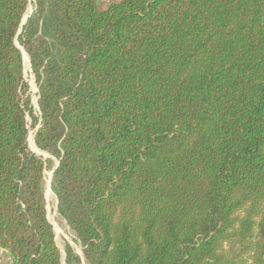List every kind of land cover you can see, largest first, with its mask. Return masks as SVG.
<instances>
[{
	"label": "trees",
	"instance_id": "1",
	"mask_svg": "<svg viewBox=\"0 0 264 264\" xmlns=\"http://www.w3.org/2000/svg\"><path fill=\"white\" fill-rule=\"evenodd\" d=\"M30 2L0 0V264H63L31 130L89 264H264V0Z\"/></svg>",
	"mask_w": 264,
	"mask_h": 264
},
{
	"label": "rangeland",
	"instance_id": "2",
	"mask_svg": "<svg viewBox=\"0 0 264 264\" xmlns=\"http://www.w3.org/2000/svg\"><path fill=\"white\" fill-rule=\"evenodd\" d=\"M33 1L34 0H31L30 4L28 6L27 12L33 10V7H34ZM111 2H112V0H97V3H98L100 8L108 7ZM18 45L20 46L19 43H18ZM21 49L23 52L24 49L22 47H21ZM23 62H24V77L29 84V91L31 94V99H32L33 105H34L35 109L38 110V106H37L38 87L36 85L32 69L30 67L27 68L25 66L24 53H23ZM28 119L30 121V118H28ZM32 141L34 144H32ZM29 146H30L31 150H35L38 153L43 154L42 156L44 157L45 160H47V163H48L47 169L45 170V178H44L46 207H47L48 218L54 226L57 245L59 246V248L62 252L63 264H66V246H67V244H70L72 246L74 252L81 257L82 264H89L84 257L82 246L76 241V237H75L73 230L69 227V225L67 224L65 219L59 214L58 209H57V197H56V193L52 187V178H53L52 172H53L54 168L56 167L58 160L54 156L49 154L48 152L42 151L36 146L35 140H34V130H31L30 134H29ZM48 191H49V193H48Z\"/></svg>",
	"mask_w": 264,
	"mask_h": 264
},
{
	"label": "water",
	"instance_id": "3",
	"mask_svg": "<svg viewBox=\"0 0 264 264\" xmlns=\"http://www.w3.org/2000/svg\"><path fill=\"white\" fill-rule=\"evenodd\" d=\"M32 11H33V10H32ZM32 11H31L29 14H27V15L25 14V16H24V18H23V23H22V25H24V24L26 23L28 17H29L30 14L32 13ZM20 31H21V30H20ZM20 31H19V33H20ZM17 45H18V43H17ZM18 46H19V45H18ZM19 48L21 49L20 46H19ZM21 52H22V50H21ZM22 55H23V52H22ZM29 60H30V57H29ZM30 68L32 69L31 65H30ZM37 106L39 107V105H38V100H37ZM32 151L36 152V153L39 154V155H43V154H41V153H38V152L35 151V150H32ZM58 165H59V161L57 162V165H56V167L54 168L53 172L55 171V169L57 168ZM53 172H52V175H53ZM57 203H58V201H57Z\"/></svg>",
	"mask_w": 264,
	"mask_h": 264
},
{
	"label": "bare ground",
	"instance_id": "4",
	"mask_svg": "<svg viewBox=\"0 0 264 264\" xmlns=\"http://www.w3.org/2000/svg\"><path fill=\"white\" fill-rule=\"evenodd\" d=\"M30 12H31V11H28V12L26 13V15L29 14ZM23 53H24L25 66L28 68V63H29V67H30L29 56H27L26 52L23 51ZM32 144H34L33 141H32ZM48 183H49V182H48ZM48 193H49V191H48Z\"/></svg>",
	"mask_w": 264,
	"mask_h": 264
},
{
	"label": "crops",
	"instance_id": "5",
	"mask_svg": "<svg viewBox=\"0 0 264 264\" xmlns=\"http://www.w3.org/2000/svg\"><path fill=\"white\" fill-rule=\"evenodd\" d=\"M118 1H120V0H112L111 3H113V2H118ZM111 3H110V4H111ZM0 253H1V251H0Z\"/></svg>",
	"mask_w": 264,
	"mask_h": 264
}]
</instances>
